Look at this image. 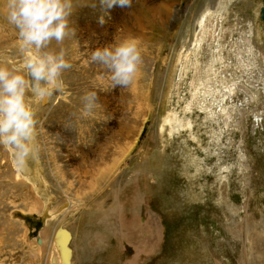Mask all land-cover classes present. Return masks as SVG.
<instances>
[{"label": "rangeland", "instance_id": "rangeland-1", "mask_svg": "<svg viewBox=\"0 0 264 264\" xmlns=\"http://www.w3.org/2000/svg\"><path fill=\"white\" fill-rule=\"evenodd\" d=\"M132 2L105 9L100 0H77L75 36L49 46L63 48L71 67L49 97L37 103L29 93L38 123L26 165L18 168L15 149L0 144V264H51L52 257L59 264L54 241L62 229L71 264H264V118H251V96L222 87L245 75L246 32L262 0ZM6 3L0 65L26 74L35 53L21 48ZM206 6L211 16L198 31ZM128 37L140 41L143 63L130 86L113 88L91 54ZM216 40L219 56L205 77ZM255 44L264 47L263 34ZM218 88L226 92L224 115L207 105ZM88 92L98 103L85 114Z\"/></svg>", "mask_w": 264, "mask_h": 264}, {"label": "clouds", "instance_id": "clouds-1", "mask_svg": "<svg viewBox=\"0 0 264 264\" xmlns=\"http://www.w3.org/2000/svg\"><path fill=\"white\" fill-rule=\"evenodd\" d=\"M100 3L110 9L117 4L129 6L132 0ZM76 4L77 0H7L6 19L18 29L21 48L35 53L27 60L26 74L0 65V144L15 149L18 168L26 165L37 130V107L29 93L37 103L49 97L62 88V74L71 67L63 48L56 52L49 46L75 36L71 18L77 11ZM104 22L101 16L100 23ZM91 60L106 70L113 88L128 87L143 63L140 41L136 37L116 41L92 52ZM82 99L85 114L98 103L96 92H88Z\"/></svg>", "mask_w": 264, "mask_h": 264}, {"label": "bare ground", "instance_id": "bare-ground-1", "mask_svg": "<svg viewBox=\"0 0 264 264\" xmlns=\"http://www.w3.org/2000/svg\"><path fill=\"white\" fill-rule=\"evenodd\" d=\"M262 2H263V0H262ZM133 3V2H132ZM259 5V4H258ZM263 7V5L262 6H260V9L257 11V12H255V14H254V16H253V19L251 20V30H249V31H247L246 33H247V35H249V36H251V51H248V50H250L249 48H248V50H247V48H245L248 52H251V57H249V60H250V62L249 63H247L246 61H248V59L246 60V61H243L242 62V67L243 66H245L246 68L244 69V76H241V81H240V83H236V82H234L235 80H232L231 82H233L232 83V85H230V84H228L227 86L226 85H222V87L223 88H226V90H227V92L228 93H235V91H239V90H241L243 93H244V95H242L243 96V99H246V100H248L249 98H250V96H251V104H252V107H253V109H252V111H251V118H253L254 119V122H256L257 124H260L261 123V121H262V119L264 118L263 116H264V87H262V85H261V81H264V71L262 70V64H261V62H262V60H264V47L262 48V47H257V45L255 44V37H257V35L259 36V34H263L264 35V27L262 26V24L261 23H263L264 24V22L262 21V19L260 18V10H261V8ZM127 8H129V7H127ZM219 9V8H218ZM155 10H159V11H163L164 13L166 12V8L164 7V9H163V7H158L157 6V8L155 9ZM165 10V11H164ZM216 10V9H215ZM214 10V11H215ZM218 11V10H217ZM210 10H209V8H208V6H206L201 12H200V14H199V17H198V19H197V21H196V27H198L199 26V30L198 31H200L201 30V28H205L206 27V20H207V18H208V16H211L210 15ZM217 14V13H216ZM215 14V15H216ZM211 18V17H210ZM213 18V17H212ZM211 18V19H212ZM218 18V17H217ZM258 19V21H259V30H256L255 29V31H254V21H255V19ZM219 19V18H218ZM214 21V20H213ZM210 22V21H209ZM217 22V21H216ZM220 22V21H219ZM212 24V23H211ZM214 24V23H213ZM219 24V23H218ZM136 25V24H135ZM213 26V25H212ZM254 26V27H253ZM124 27V26H123ZM211 27V26H210ZM233 27V26H232ZM126 29L127 28H129V26L128 27H125ZM218 28V27H217ZM138 29V28H137ZM137 29H135V30H137ZM208 29V28H207ZM220 29V28H219ZM257 29H258V27H257ZM128 31H132V30H128ZM195 31V30H194ZM209 31V30H208ZM207 30H205L204 32V34L206 35V33L208 34V33H210V32H208ZM226 31V30H225ZM212 32V31H211ZM220 32V31H219ZM216 33V32H215ZM246 33H244L245 35H246ZM200 34H201V32H198V33H196L194 36H193V43H192V46H193V48H197V47H199L198 46V44L199 43H201L200 41H201V37H200ZM221 34H223V33H221ZM224 34H226L225 32H224ZM211 35V34H210ZM230 35H231V33H230ZM207 36V35H206ZM229 36V35H228ZM213 37V36H212ZM209 38V37H208ZM211 38V37H210ZM207 39V38H206ZM212 39H214V38H212ZM211 39V40H212ZM224 39V38H223ZM204 40H205V38H204ZM209 40V39H208ZM207 40V41H208ZM215 40V39H214ZM221 40V39H220ZM219 40V41H220ZM217 41V40H216ZM227 41V40H226ZM242 41V40H241ZM221 42V41H220ZM224 42V41H223ZM191 43V42H190ZM204 43V42H203ZM214 43V42H213ZM210 44V43H209ZM218 44H220V43H218V41L216 42V44L214 43V44H212L211 46H209L210 47V53L212 54H210L211 55V57H210V60H209V58H207V60H205L204 61V73H205V77H208L209 76V72H211L213 69H212V66L214 65V62L215 61H217L216 59H217V57L219 56V46H218ZM223 44V43H222ZM225 44V43H224ZM255 44V45H254ZM258 44V43H257ZM206 46H208V45H206ZM187 47V46H186ZM188 48H189V46H188ZM227 49V48H226ZM182 50V49H181ZM183 51V50H182ZM203 51V50H202ZM190 52H192V51H190ZM190 52L189 53H186L184 56H185V59H188L189 57H190ZM181 53V52H180ZM222 53V52H221ZM182 54V53H181ZM247 54V53H246ZM209 55V56H210ZM227 56H228V54H226ZM180 56V55H179ZM178 56V58L180 59V57ZM183 56V55H182ZM183 56V57H184ZM221 56V55H220ZM226 56V57H227ZM182 57V58H183ZM214 57H215V61H213L214 60ZM223 57H225V55L223 56ZM233 57V56H232ZM236 57V56H235ZM245 58V57H244ZM193 59V58H192ZM205 59V58H204ZM222 59V58H221ZM224 60H225V58H224ZM236 60V59H235ZM242 60V59H241ZM240 60V61H241ZM176 61V60H175ZM178 61V60H177ZM176 61V62H177ZM185 61V60H184ZM189 61H190V59H189ZM194 61H198V60H194ZM191 62H192V60H191ZM219 62V61H218ZM221 62V61H220ZM179 63V62H178ZM203 63V62H202ZM232 63V62H231ZM184 64V63H183ZM201 64V63H200ZM222 64H223V62H222ZM227 64H229L228 62H227ZM187 65V64H186ZM199 65V64H198ZM202 65V64H201ZM219 65H221V64H219ZM232 65V64H231ZM179 66V65H178ZM215 66V65H214ZM213 66V67H214ZM224 66V65H223ZM228 66V65H227ZM230 66V65H229ZM195 67H196V65H195ZM195 67H194V69H195ZM220 67V66H219ZM218 67V68H219ZM232 67V66H231ZM238 67V66H237ZM249 67H251V69L249 68ZM202 67H200V69H201ZM216 68V67H215ZM233 68V67H232ZM179 69V68H178ZM197 69V68H196ZM202 69V70H203ZM180 70H182L181 68H180ZM186 70V69H185ZM201 70V71H202ZM217 70V69H216ZM226 70H227V67H226ZM184 70H182V72H183ZM194 72V71H193ZM197 72V71H196ZM200 72V71H199ZM215 72V71H214ZM179 73H181V71L179 72ZM186 73V72H185ZM223 73V72H222ZM234 73V72H233ZM183 74H184V72H183ZM199 74V73H198ZM201 74V73H200ZM239 74V73H238ZM179 76H180V74H178ZM230 75V74H229ZM195 76H197V75H195ZM224 76H225V74H224ZM203 77H204V74H203ZM215 77V76H214ZM213 77V78H214ZM228 77V76H227ZM226 77V78H227ZM237 77V76H236ZM212 78V79H213ZM225 78V77H224ZM224 78H221V80L222 79H224ZM229 78V77H228ZM238 78V77H237ZM240 78V77H239ZM197 79H199V78H197ZM202 79H204V78H202ZM220 79V78H219ZM208 80V79H207ZM194 81V80H193ZM205 81H206V79H205ZM224 80H222V82H223ZM228 81V80H227ZM238 81H239V79H238ZM196 82V81H195ZM218 82V81H217ZM230 82V83H231ZM203 83V82H202ZM202 83H200V85L202 84ZM206 83V82H205ZM216 83V82H215ZM188 84H190V81H189V83ZM196 84V83H195ZM207 84V83H206ZM211 84V83H210ZM213 84V83H212ZM217 84V83H216ZM225 84H226V82H225ZM241 84V85H240ZM208 86H209V84H207ZM230 85V86H229ZM176 86V85H175ZM190 86V85H189ZM195 86V85H194ZM221 86V85H220ZM245 86H247L246 88H245ZM196 87V86H195ZM201 87V86H200ZM203 87H204V84H203ZM209 87H211V86H209ZM190 88V87H189ZM206 88H208V87H206ZM216 88V87H215ZM192 89V88H191ZM194 89V88H193ZM202 89V88H201ZM209 89V88H208ZM213 89V88H212ZM196 90V89H195ZM190 90H188V92H189ZM197 91V90H196ZM219 91V93H217ZM218 91H214L213 93L212 92H210V91H208L209 93H208V95L211 97V99L212 100H210V99H208V100H210L209 101V103L207 104V105H209L210 106V108H208L207 107V105H206V108H208L209 110H210V112L212 111L213 113L215 112V111H217L218 110V114H225L227 111H228V109H227V105H226V103H225V99H226V92L225 91H222V88H218ZM205 92V91H204ZM207 92V91H206ZM190 93V92H189ZM196 93V92H195ZM194 93V94H195ZM203 93V92H202ZM227 93V94H228ZM193 94V93H192ZM204 94H206V93H204ZM200 95V94H199ZM194 96V95H193ZM192 96V97H193ZM197 96V95H196ZM202 96V95H201ZM228 96H229V94H228ZM248 96H249V98H248ZM200 97V96H199ZM202 98H204V97H202ZM193 99V98H192ZM197 101V100H196ZM240 101V100H239ZM242 101V100H241ZM190 103H191V101H189ZM206 102V101H205ZM234 102V101H233ZM247 102V101H246ZM229 103V102H228ZM188 104V103H187ZM200 104V103H199ZM204 104V103H203ZM230 104V103H229ZM234 104V103H233ZM204 105V106H205ZM260 105V107H257V106H259ZM236 106V105H235ZM190 107V106H189ZM251 107V108H252ZM205 108V109H206ZM205 109H203V110H205ZM189 110V109H188ZM191 110V109H190ZM232 110H234V108H232ZM236 110H238V113H240V110H239V108L238 109H236ZM187 111V110H186ZM199 111V110H198ZM202 111V110H201ZM106 112V111H105ZM104 112V113H105ZM189 112V111H188ZM211 112V113H212ZM191 113V112H190ZM206 113V112H205ZM208 113V112H207ZM227 114V113H226ZM235 114H237V113H235ZM207 116H209V115H207ZM210 117V116H209ZM215 117V116H214ZM224 117V116H223ZM228 118L229 117H231L230 115H228L227 116ZM221 118V117H220ZM205 119V118H204ZM207 120V119H206ZM212 120V119H211ZM236 120V119H235ZM213 121V120H212ZM220 121V120H219ZM226 121H227V119H226ZM215 122V121H214ZM224 122V121H223ZM228 122V121H227ZM231 122V121H230ZM227 124V123H226ZM254 124V123H253ZM220 126V125H219ZM218 126V127H219ZM226 126V125H225ZM234 126V125H233ZM237 126V125H236ZM235 126V127H236ZM262 126H263V124H262ZM224 127V126H223ZM228 127H230V126H228ZM260 127H261V125H260ZM259 127V128H260ZM220 128V127H219ZM218 128V129H219ZM217 129V130H218ZM224 129V128H223ZM231 129V128H230ZM214 130H216L215 128H214ZM216 132V131H215ZM222 133V132H221ZM216 135V134H215ZM214 136V135H213ZM215 137V136H214ZM213 138V137H212ZM218 140V139H217ZM213 141V140H212ZM220 141V140H219ZM216 143V142H215ZM214 143V144H215ZM62 232V233H61ZM68 240H69V234L68 233H66V231H64L63 229H62V231H60V234H58V236L55 238V241H54V248H55V250L57 251V253H58V255H59V264H71V253H72V251H71V249L68 247V245H67V243H68ZM51 257V256H50ZM55 263V261H54V258L52 257L51 258V264H54Z\"/></svg>", "mask_w": 264, "mask_h": 264}, {"label": "water", "instance_id": "water-1", "mask_svg": "<svg viewBox=\"0 0 264 264\" xmlns=\"http://www.w3.org/2000/svg\"><path fill=\"white\" fill-rule=\"evenodd\" d=\"M260 18L262 19V21L264 22V0H263V7L260 10Z\"/></svg>", "mask_w": 264, "mask_h": 264}]
</instances>
